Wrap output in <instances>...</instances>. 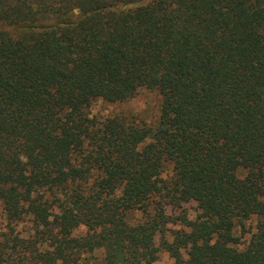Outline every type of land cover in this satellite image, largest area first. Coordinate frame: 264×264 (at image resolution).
I'll list each match as a JSON object with an SVG mask.
<instances>
[{"label": "trees", "instance_id": "1", "mask_svg": "<svg viewBox=\"0 0 264 264\" xmlns=\"http://www.w3.org/2000/svg\"><path fill=\"white\" fill-rule=\"evenodd\" d=\"M145 1L0 0V264H264V0Z\"/></svg>", "mask_w": 264, "mask_h": 264}, {"label": "rangeland", "instance_id": "2", "mask_svg": "<svg viewBox=\"0 0 264 264\" xmlns=\"http://www.w3.org/2000/svg\"><path fill=\"white\" fill-rule=\"evenodd\" d=\"M150 0H146L144 2L147 3ZM161 96L157 92H151L148 90H141L138 95L128 101V102H122V103H108L105 101H97L93 104L91 107V114L92 116H95L97 118H107L111 115L115 114H126L136 120L139 124L146 125L148 127L155 128L157 127L159 120H160V114H161ZM246 174L245 171H240L239 175L240 177H244ZM171 175V170L167 171L164 176L168 177ZM184 209L186 211V214L190 220H194L197 215V204L195 202H191L184 206ZM143 216L140 215V213L135 212L131 214L130 220L132 223L138 221ZM257 225V219L253 218L247 222H245V229L246 232L248 231H255ZM29 223H23L20 226V229L24 231L25 234L28 235V230L30 229ZM170 230H178L183 227H181L179 224H169L168 227ZM86 228L81 227L79 232L85 233ZM237 235H241L242 231L240 228L237 230ZM168 240H172V233H167ZM250 235L246 234L243 238L245 241V244H247V241L249 240ZM158 239V238H157ZM159 240H157V243ZM102 254L100 251H97L93 254V257H90V260L88 262H91V264H99L101 261ZM184 259L187 260L188 256L184 255ZM155 264H177L176 260L173 259L170 254L164 250H162L159 254V259ZM187 264V263H183Z\"/></svg>", "mask_w": 264, "mask_h": 264}]
</instances>
